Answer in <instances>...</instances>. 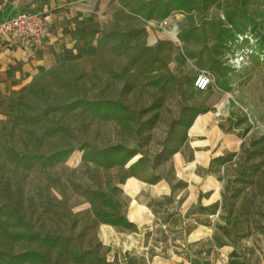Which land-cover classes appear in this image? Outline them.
<instances>
[{"label":"rangeland","instance_id":"1","mask_svg":"<svg viewBox=\"0 0 264 264\" xmlns=\"http://www.w3.org/2000/svg\"><path fill=\"white\" fill-rule=\"evenodd\" d=\"M36 2L54 57L0 106V264H258L264 0Z\"/></svg>","mask_w":264,"mask_h":264},{"label":"crops","instance_id":"2","mask_svg":"<svg viewBox=\"0 0 264 264\" xmlns=\"http://www.w3.org/2000/svg\"><path fill=\"white\" fill-rule=\"evenodd\" d=\"M40 9L42 8L36 0H0V22L18 13H33ZM46 18L52 19L50 15H46ZM52 41L51 38L34 41L9 38L0 41V106L12 92L20 90L31 76L42 70L48 60L54 57L49 45Z\"/></svg>","mask_w":264,"mask_h":264},{"label":"built area","instance_id":"3","mask_svg":"<svg viewBox=\"0 0 264 264\" xmlns=\"http://www.w3.org/2000/svg\"><path fill=\"white\" fill-rule=\"evenodd\" d=\"M44 31L45 18L35 13H18L12 18L0 22V41L9 38H16L21 41L35 40L41 38ZM208 85L209 78L203 74L194 81V87L198 91L205 90ZM198 264H227V256L225 252L215 248ZM258 264H264V258Z\"/></svg>","mask_w":264,"mask_h":264},{"label":"trees","instance_id":"4","mask_svg":"<svg viewBox=\"0 0 264 264\" xmlns=\"http://www.w3.org/2000/svg\"><path fill=\"white\" fill-rule=\"evenodd\" d=\"M101 154L111 155L109 163L113 165L118 164L121 166L126 165L136 155L134 152L124 147L105 149ZM140 160L141 158H139L134 164H132L131 167L137 164Z\"/></svg>","mask_w":264,"mask_h":264}]
</instances>
